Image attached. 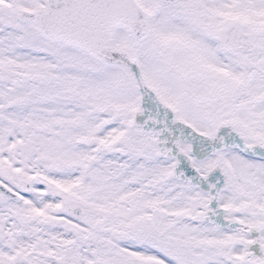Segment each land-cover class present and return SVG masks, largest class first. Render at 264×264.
Returning a JSON list of instances; mask_svg holds the SVG:
<instances>
[{
  "label": "snow or ice",
  "instance_id": "snow-or-ice-1",
  "mask_svg": "<svg viewBox=\"0 0 264 264\" xmlns=\"http://www.w3.org/2000/svg\"><path fill=\"white\" fill-rule=\"evenodd\" d=\"M0 264H264V0H0Z\"/></svg>",
  "mask_w": 264,
  "mask_h": 264
}]
</instances>
